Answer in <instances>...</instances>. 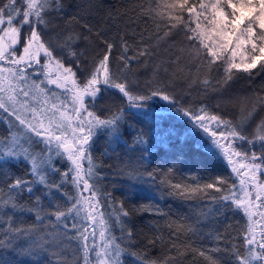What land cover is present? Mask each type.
<instances>
[{"label":"trees","instance_id":"obj_1","mask_svg":"<svg viewBox=\"0 0 264 264\" xmlns=\"http://www.w3.org/2000/svg\"><path fill=\"white\" fill-rule=\"evenodd\" d=\"M165 2L172 0H61L62 9L53 7L46 16L49 23L48 28H43V39L50 42L54 55L63 60L65 66L73 67L81 84L103 57L105 41L113 43L109 66L114 76L127 80L133 95L149 97L138 102L140 107H132L121 93L109 89L102 93L104 100L98 102L105 109L101 108L99 114L103 119L114 114H121L122 119L117 133L105 129L110 140L108 145L97 157L90 155L92 171L87 180L92 188L89 195L92 198L106 188L118 197L120 202L116 203L129 213L123 220L120 218L125 222L121 228L110 220L109 203L99 208L107 230L113 233L114 244L130 251L134 249L136 253L135 257L127 253L131 262L122 255L121 264H212L213 260L216 264H238L234 252L244 254L246 251L244 236L249 218L231 202L223 213L216 209L223 203V196H241L240 184L230 163L206 150L204 141L211 135L197 127L184 111L195 115L204 108L209 115L220 116L245 137L239 142L242 151L248 155L255 152L261 158L255 162L261 163L264 141L255 138L258 128L264 124V61L258 62L250 72L233 69L232 79L225 82L223 59L209 66L207 61L212 58L206 56V50L193 58L189 53L196 42L187 39L182 25L169 31L165 19H153L152 10L168 11L163 8ZM4 3L6 0H0V5ZM16 6L21 13L26 10L24 0H17ZM184 17L187 19V13ZM18 22L19 17H15L14 26H18ZM84 25L90 26L92 31L88 32ZM69 30L81 37L75 50L86 54L80 70L57 47L60 38ZM121 38L129 45L126 53ZM142 48L150 55L138 56ZM228 55L226 53L225 58ZM121 56L133 58L129 69L123 68ZM235 62L239 63L240 58ZM116 66L121 73L114 72ZM39 69L38 65L29 69V83L33 81L30 76L36 77L34 74ZM203 79H208L210 85H203ZM153 91L169 95L174 102L164 100L161 94L152 95ZM85 102L88 103V98ZM93 112L98 116L97 110ZM9 120L18 125L12 116ZM230 130L209 122L210 133L214 131L219 135ZM141 134L145 144L137 143ZM50 161L63 162L57 157ZM260 172L264 173V164ZM64 173H59V182L66 186L74 184L72 175L64 177ZM129 173L136 179H130ZM149 173L155 178H150ZM32 177L29 164L23 161L19 166L9 163L4 168L0 165V195L7 199V185L12 179ZM177 183L191 187L213 183L215 187L186 199L178 189L170 187ZM217 187L220 191H216ZM139 195H143V199L139 198L141 201L137 199ZM22 214L17 210L6 216L0 207V237L7 238L10 226L37 227V222L26 224V216ZM188 226L193 231H187ZM128 231L131 237L127 236ZM33 235L18 238L19 243L27 246V240L35 238ZM88 243L90 245L91 241ZM94 249L90 248L89 258L93 257ZM201 251L204 256L199 254ZM61 261L59 256L19 255L8 248L0 249V264H61Z\"/></svg>","mask_w":264,"mask_h":264},{"label":"snow or ice","instance_id":"obj_2","mask_svg":"<svg viewBox=\"0 0 264 264\" xmlns=\"http://www.w3.org/2000/svg\"><path fill=\"white\" fill-rule=\"evenodd\" d=\"M24 2L26 10L22 13L16 6L17 0H6V3L0 5V62L12 65V67L0 66V110L14 117L19 125L23 126L26 134L31 133L40 138L38 142L45 145V150L48 153L55 149L57 155L66 154L75 173L73 182H82L83 191H89L92 185L85 179L82 161L88 159L91 165L90 155L86 154L90 141L95 134V129L105 128L113 134L117 133L118 123L122 119V115L114 114L109 119H100L93 111L89 110L88 104L96 105L103 101L102 93L109 89H115L121 93L132 107H140L138 102L149 97L133 95L127 80L114 76L109 66V58L114 44L107 40L105 41L106 50L103 57L87 73L84 83H79L73 67L65 66L63 60L54 55L50 42L43 39V28H46L49 23L46 16L53 7L58 10L62 9L61 0H24ZM163 8L168 11L152 10L155 13L153 19L158 17L165 19L169 31L182 25L187 39L196 42L192 46L193 51L189 53L193 58H198L201 50H206V56L212 58L207 61L209 66L216 63L218 59H223L225 82L232 79L233 69L250 72L257 67L258 62L264 61V0H194L193 3H189V0H172L171 3L165 2ZM13 13H15V17H19L18 26L13 24L15 18ZM184 13H187V19H185ZM5 16H7L6 21ZM24 26L27 28L25 29ZM84 27L88 32L92 31L90 26L84 25ZM167 34L165 33V35ZM80 39L78 34L69 30L63 34L57 43V47L67 57L71 58L78 70H80L81 62L86 59L85 53L78 52L74 48ZM121 41L123 51L126 53L129 45L123 41V38ZM18 50L22 52V55H17ZM226 53L229 54L227 58H225ZM137 54L141 57L150 55L146 48L140 49ZM41 56L45 58L43 64H41ZM237 57L240 58L239 63L235 62ZM121 59L124 62L123 68L129 69L130 60L133 58L121 56ZM35 65H40L37 74L43 75L48 85H54L55 88L62 90L64 99L51 100L50 102V94L40 86V83L36 81L29 83L27 70L34 68ZM202 83L205 86L210 85L208 79H203ZM40 94H43L42 100L37 99ZM158 94L161 93L156 91L152 93V95ZM161 95L164 100L174 102L169 95ZM86 98H88V104L85 102ZM34 101L35 103H33ZM68 108H71V112L68 111ZM81 112L86 113L87 117L91 119H81ZM184 115L194 120L196 126L205 132H209V122H215L218 127L226 126L231 129L227 134L219 133V136L245 139L227 121L218 115H209L204 108H201L199 114L195 115L185 110ZM257 131V138L264 141V124ZM210 134L213 137L212 143L215 147L221 150L230 164L234 165L232 170L238 172L239 169H245L242 175L250 177L252 183L259 189L255 196V200L259 201L261 193H264V183H256V173L261 169L264 161L256 163L255 161L261 158L255 152L249 158L248 153L235 151L231 144L226 146L222 143L220 139L216 138V132L213 131ZM10 136L14 137L11 131ZM28 139H31V136ZM12 142L17 145L19 143L15 138ZM137 143H146L143 134L137 138ZM262 150H264V145H262ZM233 156L244 157L246 161L250 162H239L237 167L235 166L237 161L233 159ZM22 161L29 164L30 174L34 179H12V182L7 185V199L0 195V207L3 208L6 216L10 212L15 213L20 210L35 212L37 221H43L47 216L54 217L55 222L50 221L47 226L51 229L48 238L43 239L39 245L28 246L14 245L13 240L18 237L30 236L35 233L36 229L10 226V234H6L7 238L0 237V249L12 247L13 250L19 249V255L39 256L42 253H50L53 257H57L63 254L65 240H76L83 248L85 264H87L90 248L96 247L95 228L91 233L88 231V226H82V230L77 229L76 224L70 223L68 218L72 217L74 220V212L78 214L80 211H84L83 219L90 220L92 224H95L97 220L93 213L99 207V201L95 200V194L91 199L81 196L78 201L66 209L62 208L59 203L51 205L52 210L45 209L41 204V196L34 195L33 185H42L45 189L43 196L49 199L54 198L55 194L61 191V185L48 179L49 168L52 172L59 170L51 165L50 159H39L22 145L8 147L0 151V165L4 168H7L9 163L19 166ZM67 175V172L63 174L64 177ZM88 175H91V169L88 170ZM149 177L155 178L152 173H149ZM129 178L136 179V176L129 173ZM217 182L222 183V181ZM240 183L244 185L246 181L241 179ZM170 187L178 189L179 194L188 199L192 198L196 192L214 188L215 184H198L191 187L177 183L170 184ZM216 191H220V188L217 187ZM25 192L34 200L31 207L25 206L17 199ZM221 200L223 203L216 209L218 213L226 211L229 202H231L236 208L243 209L250 221L244 236L245 253L234 252L238 264H256V262L264 264V231L260 233V239H257L255 226L258 221L252 220L253 216L259 215L264 221V211L257 213L253 208L252 195L247 190L243 192V198L240 196L234 198L223 196ZM99 215L101 216L99 236L103 241L107 228L104 227L106 222L102 214ZM123 216L127 217L129 213L125 211ZM61 229L66 231H61ZM73 230L75 231L73 232ZM186 230L193 231L191 226H188ZM89 236L93 237L91 245L88 243ZM127 236L131 237L132 233L128 231ZM125 250L119 244L113 246L110 241H106L104 246L96 252V256L102 257L100 264H121V256ZM129 254L133 257L136 256L135 252ZM199 254L205 255L203 251ZM212 264H216V261L213 260Z\"/></svg>","mask_w":264,"mask_h":264},{"label":"bare ground","instance_id":"obj_3","mask_svg":"<svg viewBox=\"0 0 264 264\" xmlns=\"http://www.w3.org/2000/svg\"><path fill=\"white\" fill-rule=\"evenodd\" d=\"M47 28H48V26H47ZM8 65H10V64H8ZM29 69L27 70V72H29ZM117 71L120 72L121 70H119L118 67L116 66V67H114V72L116 73ZM30 79H32L33 81H36L37 83H40L41 87L42 86H44V87H52V86H50V85H48L46 83V80H43V83H41L42 82V78L37 79V77L30 76ZM56 89L57 88H47L46 90H47V92L49 94H51L53 91L57 92L59 90V89L58 90H56ZM58 92H59V95L62 97V99H64V94L62 93V91L59 90ZM125 99L127 100L126 97H125ZM86 104H88V103H86ZM88 106H90L93 110H97V115L98 116H99V114L102 113V111H101L102 106L99 103H97L94 106L91 105V104H88ZM102 109L105 110L104 106H103ZM68 111L71 112V108H68ZM9 118H11L9 113L4 112L3 110L0 111V122L3 123L2 125L5 124L4 126H7L6 124H8L9 121H10ZM12 120H14V119L12 118ZM11 124H12V121H11ZM10 127H11V131H16V132H18V131L22 132L23 131L22 130L23 126H20V125L12 124V125H10ZM102 132L103 133H101V135L103 137H105V138L101 137V139L99 140L100 133L98 134L97 132H95L96 134H94L93 137H92L93 140L90 141L91 145L92 144H94V145L98 144V142H100V141L103 144V145L101 144V146L99 147L98 150H96V148L93 147L94 145L92 146L93 148H95V149H93L91 151V156L92 157H94V156L97 157L99 152L103 149V147H106L108 145L109 141H110L109 137H108V134L105 131H102ZM29 136H31V141H33L34 145L38 148V150L42 151L44 154L46 153V158H44V159H46V160L47 159H51V158H55L56 159V157H57V158L62 159V161H63L62 163H58V162H56V164L51 163V165H53L59 171L52 172L51 169L49 168V175H48V179L50 181H55L57 184L61 185V191L57 192L55 194L54 198L49 199L48 197L43 196V192L45 191L43 186L39 185V184H34L33 185V187L35 189L34 195H40L41 196V204H42V206L45 209H48V210H52L51 209V205H53L54 203H59L61 205V207L65 208V209L68 208V207H71L75 201H78L77 198L75 197L77 195V193L75 192V185L71 183L70 184L71 186L70 185L66 186L63 182L60 183L58 178H57L60 172H62V173L67 172L68 174L72 175V178H73V171L71 170L70 161L67 159L66 154L57 155L56 154V150H52L50 153H48L45 150V145L43 143L38 142L40 138L35 137L31 133H29ZM206 140H208L209 143H207ZM206 140L204 141V143L207 144L206 150L208 151V153L210 152L211 154H214L215 156H217L219 158L222 157L226 161V157L221 152V150L216 148L215 145L212 143L213 137L210 136ZM138 161L139 160L137 159V162ZM226 163H228V161H226ZM33 179H34V177H32V179L29 178L28 180H33ZM123 185L124 184H122V186ZM69 186H70V188H68ZM122 189H125V186H123ZM139 198L143 199V195H139L137 197V199L139 201H141ZM17 199L22 204H24L27 207H31L34 204V200L31 199L29 194H27L26 192L22 196H19ZM90 199H91V197H90ZM95 200L99 201V207L98 208H100L101 205H104V203H109L110 212L116 213L119 218H122V220L124 218H126L125 216H123V212H125L126 210L124 208H122V205L120 203H116V202H120V200L118 199L117 196H114L113 193L108 191L106 188H103V189L100 190V192L95 193ZM22 212H23L22 216H26V224L29 223V222H37L36 223L37 227L35 228L36 231H35V233L33 235V237H35V238L31 239V237H30V239L27 240V242H28L27 246L28 245H39L43 239L48 238V233L51 231V229L49 227H47V226H48L50 221L51 222H55V218L46 216L43 221H37L35 219V212H28V211H22ZM83 213H84V211H80L78 214L74 212L73 216L75 217V219L73 220L72 217H69L68 221L70 223H75L76 226H77L78 223L80 222V218H81L80 214H83ZM28 217H29L30 220H27ZM77 229H81L82 230V227H80L78 225ZM61 231H66V230L61 229ZM74 231L75 230H73V232ZM70 234H72V233L70 232ZM76 234H78V233H76ZM105 234L108 235L109 239L113 240V237H114L113 233H111L109 230H106ZM18 238H20V237H18ZM18 238L13 240V244L14 245H16V244L21 245L19 243ZM125 240L129 241V239L127 237L125 238ZM124 248L126 249L127 247H124ZM8 249H10L13 253H18L19 252L18 248L16 250H13L12 247H9ZM62 252H63V254L61 256H59V257L62 258L61 264H72V263L74 264L75 263V259L78 256V250H77L76 246L72 245V243L70 241L65 240L64 241V248H63ZM131 252H134V249H132L131 251L130 250H125V252L123 254V256L126 257L129 262H131V261H130V259H128V254L127 253H131ZM42 255L49 256L51 254L50 253H42V254H40V256H42ZM64 255L68 256V257L71 255L69 258H71L72 262L66 260V257ZM63 258L65 260H63Z\"/></svg>","mask_w":264,"mask_h":264},{"label":"rangeland","instance_id":"obj_4","mask_svg":"<svg viewBox=\"0 0 264 264\" xmlns=\"http://www.w3.org/2000/svg\"><path fill=\"white\" fill-rule=\"evenodd\" d=\"M19 55H22V52L21 51L18 52V56ZM44 62H45V58L43 56H41V64H43ZM0 66H3V67H12L11 65H8V66L5 65L3 62H0ZM38 66H40V65H38ZM37 73L34 74V75H36V77L42 78V81L43 80H46V78L43 75H37ZM5 75H7V74L5 73ZM50 86H52V87H44V86H42V88H45V89H47V88H55L54 85H50ZM56 90H58V89H56ZM58 91L57 92L56 91H53L51 93V94H54V95H51L50 94V102H51V100H62V97L59 95V92ZM37 99L42 100L43 99V94H40L37 97ZM33 103H35V101ZM89 110L90 111H93L91 109H89ZM0 111H2V110H0ZM12 118L15 120L14 117H12ZM99 118L100 119H103L102 116H100ZM81 119H83V120H89L91 118L90 117H87V114L86 113L81 112ZM2 124L3 123L0 122V151L4 150L5 148H8V147H19V145H22L23 147L28 148L29 151L31 153L35 154L39 159L46 158V153L44 154L42 151H39L38 150V148L34 145L33 141H31V139H28L29 133L26 134L25 131H24V129H22L23 130L22 132H20V131H18V132L11 131L10 125H12V124L10 122L8 124H6L7 126H4L5 124L4 125H2ZM74 124H75V122H74ZM214 124H215V122H214ZM18 125H19V122H18ZM85 127H87L86 124H85ZM10 131L14 134V137L13 136H10ZM102 131H105V128H96L95 129V132H97L98 134L100 133L99 140L101 139V137L102 138H105V137H103L101 135V133H103ZM208 133L210 134V132H208ZM224 133L227 134L226 132H224ZM256 136H258V135H256ZM13 138H15V139L18 140V142H19L18 145L17 144H13V142H12L13 141ZM216 138L217 139H220L221 142L224 143L226 146L228 144H231L232 149H234L235 151H239L241 153H246V152H243L242 149L240 148V145L241 144L239 145V142H241L242 140H239L238 142H236L230 136H228L227 138H225V137H221L219 135H217ZM255 139H258V138L256 137ZM92 140H93V138H92ZM259 142H261V140H259ZM259 142H257V143H259ZM101 144H102L101 141L98 142V144H95V145L94 144L91 145V142H90V145H89V148H88V153L86 155H91V151L93 149H95V148H96V150H98L99 147L101 146ZM92 146L95 147V148H93ZM241 147H242V145H241ZM53 150H55V149H53ZM248 157L250 158L251 157V154H249ZM233 159L235 161H237V165H235L237 167H238V163L239 162H250V161H246L244 157H235V156H233ZM226 161H228L227 158H226ZM82 164H83V168H84L85 179H88V177H89L88 170L91 169V171H92V164L91 165L89 164V160L88 159L83 160L82 161ZM230 166L233 169L234 165L233 164H230ZM70 167H71V170L73 171V166L71 164V161H70ZM261 169H262V167H261ZM260 170L257 171V173H256V175H257V181H256V183H264V180H263L264 173H261ZM244 171H245V169H239L238 172H234L233 171L234 174L237 177L238 184H240V188H241V193H240L241 196L240 197L243 198V192L245 190H247L252 195L253 208L257 211V213H259L261 211H264V193H261V199L259 201H256L255 200V196H256L257 192L259 191V189L252 183V181L250 180V177H244L242 175V173ZM74 176H75V173L73 171V180H74ZM241 179L245 180L246 181V184L242 185L240 183ZM74 185H75V192L77 193V195L75 196L77 198V200H79L81 196H83L85 198H89L90 197L89 191H83V184H82V182L74 183ZM257 205H259V207H257ZM100 210L101 209L98 208V209H96V212L93 213V215L96 216V220H97V222L95 224H92V222L90 220H87V221L84 220L83 219V217L85 215L84 213L83 214H80V217L81 218H80V222L78 223V225L80 227H82V226H88L89 233H91L92 230H93V228H95V237H94V239H95V245H96V247H95V249H94L95 251L93 252V255H92L93 257L92 258H89V256H88V258H87V264H100V260L102 259V257H97L96 256V252H98L101 249V247L104 246V244H105L106 241H110L113 244V246L115 245L114 244L115 240L109 239L107 234H105V238H104L103 241L100 239V236H99V232L101 231V225H100V222H99L100 219H101V216L99 215V211ZM109 217H110L111 222L114 223V224H116V225H119V227L123 228L125 226V222L122 221L118 217V215L116 213H113V212L110 213L109 214ZM252 220L258 221V223L255 226V231H256V234H257V239H260V233L262 231H264V221L261 220V218H260L259 215L253 216L252 217ZM249 224H250V221H249ZM78 225L76 226V228L78 227ZM104 227H106V224L104 225ZM88 241H91V244H92L93 243V237L92 236H89V240ZM70 242L72 243V245L76 246L77 247V250H78V256L75 259V263L74 264H85V257H84V254H83V248H82V246H80L79 245V242L76 241V240H72ZM65 257H66V260L72 262L71 261V258H69L68 256H65ZM63 260H65V259L63 258Z\"/></svg>","mask_w":264,"mask_h":264},{"label":"flooded vegetation","instance_id":"obj_5","mask_svg":"<svg viewBox=\"0 0 264 264\" xmlns=\"http://www.w3.org/2000/svg\"><path fill=\"white\" fill-rule=\"evenodd\" d=\"M4 63V62H3ZM5 64V63H4ZM6 65H8V64H6Z\"/></svg>","mask_w":264,"mask_h":264}]
</instances>
